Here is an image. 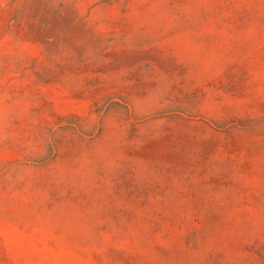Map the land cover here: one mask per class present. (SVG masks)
Wrapping results in <instances>:
<instances>
[{
    "label": "rangeland",
    "instance_id": "rangeland-1",
    "mask_svg": "<svg viewBox=\"0 0 264 264\" xmlns=\"http://www.w3.org/2000/svg\"><path fill=\"white\" fill-rule=\"evenodd\" d=\"M0 264H264V0H5Z\"/></svg>",
    "mask_w": 264,
    "mask_h": 264
},
{
    "label": "clouds",
    "instance_id": "clouds-1",
    "mask_svg": "<svg viewBox=\"0 0 264 264\" xmlns=\"http://www.w3.org/2000/svg\"><path fill=\"white\" fill-rule=\"evenodd\" d=\"M5 0H0V8L4 7ZM5 115V108L3 105H0V119H2Z\"/></svg>",
    "mask_w": 264,
    "mask_h": 264
}]
</instances>
